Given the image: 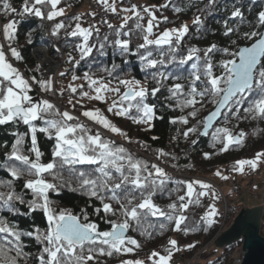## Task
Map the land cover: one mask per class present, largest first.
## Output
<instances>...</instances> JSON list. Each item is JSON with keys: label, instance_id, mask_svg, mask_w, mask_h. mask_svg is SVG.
I'll return each instance as SVG.
<instances>
[{"label": "snow or ice", "instance_id": "1", "mask_svg": "<svg viewBox=\"0 0 264 264\" xmlns=\"http://www.w3.org/2000/svg\"><path fill=\"white\" fill-rule=\"evenodd\" d=\"M196 2L198 0H189L190 4ZM239 2L236 0L237 4ZM0 3V11L6 16H34L52 21L65 14V8L58 7L62 0H23L19 10L12 7L9 0H0ZM98 3L106 11L117 13L116 0H98ZM217 3L218 0H208L200 11H210ZM153 8L156 6L143 7L142 11L135 5L122 8L124 15L119 28L107 20L102 21L110 30L103 37L97 25L83 27L81 16L77 15L72 18L76 22L75 27L66 33L67 36L81 38V42L75 45L80 60L91 57L94 51L101 56L106 55L107 46H115L123 56L137 55L142 70L148 72L143 82L134 77H114L116 85L112 86V80L97 78L94 74L85 73L82 78L73 74L72 83L60 89L58 95L63 96L68 92L67 103L75 109L78 104L83 108L81 101L85 98L108 104L111 94L115 99H112L107 111L131 119L135 124L146 125L145 131L150 130L156 118V106L148 100L150 97L155 98L162 89L168 93L165 99L174 101L180 111L191 109L187 116H181L178 121L174 119L173 124L179 122L188 125L189 118L195 119L207 105H212V110L198 121L197 126L183 132L185 139L197 133L209 136V129L220 119L225 124L231 119L264 120V11L258 13L254 26L248 25L249 31L241 32L240 25L248 22L241 7L233 4L230 20H238L239 23L230 26L228 20L223 22V36L229 39L231 46L220 48L215 43L206 49L193 46L183 54L181 44L189 33L188 25L156 32L154 29L159 28V21ZM175 11L180 12L181 9L175 8ZM145 14L148 17L146 26L141 23ZM164 19L167 20L166 17ZM130 21L133 22V28L128 27ZM203 23L200 16L193 20L198 32ZM71 27V24L59 22L54 26L52 35H59L61 29ZM133 30L143 41L137 45L135 52L131 48ZM16 31L15 19L3 27L5 39L9 41L7 47L10 55L20 61L23 59L21 53L12 47ZM94 34L96 40L90 43ZM110 35L116 38L109 40ZM233 36L236 38L233 39ZM238 41L243 42V46ZM4 48L5 45L0 44V126L18 128L23 124L26 131L12 132L14 142L10 150L7 145L0 146L6 157L0 161V169L11 177L0 179V213L20 214L17 205H26L31 211L39 210L46 216L47 227L24 232L5 215H0V264H29L30 259H34L35 264H107V258L134 254L142 247L137 239L128 235L130 230L150 239L154 233L163 235L169 227L187 235L189 231L199 230L200 223L206 228L216 223L215 217L219 212L215 203L207 206L195 226L189 227L186 223L189 221L186 213L190 206L202 207L201 200L204 197L213 201L219 198L211 184L202 180H175L159 165L135 156L125 146L106 139L99 131L93 133L88 125L80 122L79 117L70 111H62L49 99L37 101L31 95L34 85H38L45 93L57 94L52 80H38L35 76L26 78L14 66ZM217 53L226 58L214 62ZM73 59L69 55L68 62L72 63ZM78 65L79 61H76L73 67ZM115 68L116 65H113V71ZM99 70L112 76L107 68ZM36 71H39V66ZM79 79L85 81L87 90H84L85 84H75ZM149 80L153 84L151 88L146 86ZM168 81L172 83L168 84ZM73 96L79 97L75 103ZM81 115L132 143L127 133L117 127L101 109L83 110ZM38 132L54 141L49 162L42 159L44 153L38 145ZM29 133L30 145L25 148ZM245 136L243 131L234 136L228 127H215L211 133L212 146L219 143L222 145L220 151L227 152L233 145H242ZM164 157L176 159L170 153L158 149L156 158L161 160ZM204 158L211 159V155L204 153ZM261 163H264V152L257 153L253 159L236 161L232 170L243 174L246 166L254 171ZM214 175L221 180L229 179L219 170ZM17 181H23L22 188L31 194V199H26L25 192L16 190ZM169 183L176 187L168 188ZM65 188L79 192L89 200L98 201L100 207L94 209V214L108 228L102 229L100 223L91 220L87 209L74 214L69 209L57 208L50 193H60ZM180 191L184 194L178 195L165 207L155 202L157 196H166L171 200L173 193ZM25 236L34 238L40 245L34 258L25 251L22 239ZM187 247L190 249L195 245L189 244ZM179 251L181 248L177 240L170 239L163 253L154 250L147 259L150 264H170L173 255ZM119 264H145V260L122 259Z\"/></svg>", "mask_w": 264, "mask_h": 264}, {"label": "trees", "instance_id": "2", "mask_svg": "<svg viewBox=\"0 0 264 264\" xmlns=\"http://www.w3.org/2000/svg\"><path fill=\"white\" fill-rule=\"evenodd\" d=\"M138 0H118L119 3H116V8L121 10L122 8H128L132 5L138 7V4L135 3ZM150 3V6L155 5L156 8H153L157 19L159 20V28L154 29L156 32H162L165 29L179 28L184 24H187L189 27V33L184 37V41L181 44V53L186 54L187 49L195 46L201 49H206L211 44L215 43L220 48L230 47V41L228 38L223 36V22L225 20L229 21L230 26H236L238 20H230L232 5L236 4L237 7H241V10L244 12V16L248 23L241 24L240 30L249 31V24L255 25L258 13L264 11V0H240L237 4L236 0H218L216 6L210 11L201 12L200 9H203L204 6L208 3V0H198L196 3H189V0H144ZM12 7L20 9L23 3V0H9ZM168 4L167 7H160L162 5ZM69 5L73 9L68 14L57 17L56 19L49 21L47 19L41 20L34 16H23L16 17L13 15H4L2 17L3 21L6 23L15 19L17 22V31L15 33V40L12 42V47H15L23 57L22 60L16 61L12 58V61L15 62V67H17L26 78L35 76L36 79H51L54 84L53 88L56 93H59L57 88L58 77H63L67 75L75 74L78 77H83L85 73L94 74L97 78H104L105 80H114V77L131 79L136 78L138 80H145V77L148 75V72L142 70V64L137 55H127L123 56L120 54V50L115 46H107L105 48L106 55H99L97 52H93L91 57H88L85 60H80L79 53L75 47L77 43L81 42V38L67 36V32H70L72 28L75 27V21L73 17L79 15L81 16L80 23H83L82 16L87 12V8L91 7L89 4L83 6V0H62V3L59 6ZM58 6V7H59ZM0 8H2V3H0ZM83 8V10H82ZM175 8H180V12H176ZM159 9V10H157ZM86 10V11H85ZM142 11V10H141ZM95 13V15H91ZM90 14L92 21L89 23L95 24L100 28V36L109 33V29L105 24L102 23L103 20L110 19L114 15L118 17V13H112L106 11L105 8L94 9ZM131 15V13H129ZM196 16H200L203 20V26L198 32L196 30L197 26L193 24V20ZM167 18L165 20L164 18ZM141 21L142 24L146 26L147 21ZM64 22L66 25L71 24V28L61 29L59 35H52L54 26L59 23ZM109 22V21H108ZM116 28H119L122 20L116 18L113 22ZM88 25V26H89ZM161 25V27H160ZM83 26V25H82ZM83 26V27H88ZM129 28H133V22H129ZM128 29H125L127 31ZM116 37L113 35L109 36V40H114ZM127 39V37H122ZM233 39L236 37L233 36ZM95 34L90 41V43L95 42ZM31 41V42H29ZM143 41L138 38L136 30H133L131 36V48L135 52L138 44ZM243 46V42L238 41ZM38 45H45L48 47V50L52 56L57 59H66L68 62L69 55L74 59L73 61H79L77 67H70L66 70L65 75L61 76L60 74L53 76L51 74L44 73L45 69L39 67V71H36L38 65L37 61L33 57V50ZM143 51V50H141ZM202 55V53H201ZM226 57L221 56L217 53L214 57V62H219V60ZM69 63V62H68ZM113 65H116L115 70L113 71ZM187 67V66H186ZM101 68H107L112 72V76H109L108 72L100 71ZM185 74L186 71H185ZM187 83L186 81H181ZM172 81H168V84H171ZM85 84V89L87 90V85ZM153 86L151 80L148 81L147 87L151 88ZM43 91L39 88L38 85L33 86V91L31 95L37 96L38 93ZM45 92H43L44 94ZM48 95H53L52 93H46ZM168 95L166 89H162L160 93L157 94L155 98L150 97L148 102L150 104H155L156 106V118L153 121V126L150 130L145 131L146 128L143 124H135L131 119H125L123 117H118L115 115H110L108 112H105L106 116L120 129L127 133L128 137L131 140L141 141L140 144H145L144 155L149 157V161L143 158L140 155L134 153L133 150L128 149L135 156L142 158L148 161L150 164L151 159H156V151L158 149L163 150L164 152L170 153L172 156H175L176 159L173 160L171 157H164L161 160H158L160 167L164 168L165 171L175 180H202L207 183L206 180H203L199 173L205 168L209 175L214 174L217 170L224 171L225 173L235 174L236 171H233V166L235 162L241 159H251L256 156L259 152H264V120H251V119H231L227 124L220 119L213 129L209 132V136L200 137L199 133L190 134L187 139L183 137V132L189 127L197 126L198 121L202 120L205 114L212 109V105H207V107L201 110L198 116L195 119L189 118V124L183 125L179 122L173 124L172 121L179 120L181 116H187L188 112L191 109H185L183 112L175 106V102L171 100H166L165 97ZM64 96V97H63ZM62 96V99L59 100L58 108L61 110L69 111L72 108L71 105L67 103L69 93L65 92ZM76 102V97L73 96V103ZM171 105V107H169ZM69 106L70 108H68ZM199 108V105H197ZM73 109V108H72ZM74 111L80 112L82 110L81 106L78 104ZM243 110H241V115H243ZM75 116V115H74ZM215 127H228L231 129L234 136L238 135L241 131L246 133L244 142L242 145H233L229 148L227 152H221V144L217 143L215 147L212 146L213 141L211 139V133L214 131ZM202 126H200L201 131ZM92 129V128H91ZM19 131L21 133L26 131V126L21 124L18 128H13L11 126H0V146L7 145L8 150H10L11 144L14 142V137L12 132ZM92 131H94L92 129ZM179 133V135H178ZM113 134V133H112ZM114 135V134H113ZM116 136V134H115ZM154 137L156 139H154ZM121 139L120 137H116ZM38 145L41 151L44 153L42 157L44 162H49L52 159V152L54 147V141L49 140L45 134L37 133ZM193 141H196L193 144ZM119 145V143H116ZM30 145V133L26 137L25 148ZM204 153L211 155V159H205ZM5 153L2 147H0V161L4 160ZM175 164L176 167L173 168L172 165ZM248 168V167H247ZM171 170L185 171L186 174L174 175L171 173ZM255 171V170H254ZM252 170V172L254 173ZM11 177L3 170L0 169V179H10ZM23 181L16 182V190L18 192H25L26 199H31V194L27 190L22 188ZM75 187V185H73ZM176 185L169 183L168 188H175ZM184 192L180 191L178 193H173L171 200L166 196H157L155 197V202L161 207H165L167 204L171 203L176 199L178 195H183ZM220 198L221 195L218 194ZM50 198L56 202L57 208H65L71 210L74 214H79L81 209H87L89 212L90 219L100 223L102 229H107L108 225L104 224L98 216L94 214V209L100 207L98 201L89 200L86 196L80 194L79 192H73L65 188L60 193H50ZM218 203H220V199ZM209 197L202 198L201 203L202 207L190 206L189 212L186 215H189V221L186 223L189 227L196 225V222L200 220V216L204 214L207 209V206L212 203ZM20 210V214H10L7 212L0 213V215H5L6 218L11 221L13 224L17 225L21 231H34L35 228H40L41 230L47 227V218L39 210L33 212L27 208L26 205H17ZM219 207V206H218ZM222 205L220 206V208ZM217 219L215 217L216 223L213 224L211 228H206L203 223L199 224V230L189 231L187 235L184 232H175L169 227L163 232V235L154 233L153 237L148 239L144 236H141L138 232L129 231V235L137 239L142 247L134 254L122 255L119 257L107 258V264H119L122 259H143L145 264H150L147 257L152 251H160L163 253L164 246L167 245L170 239H175L177 242L182 241L185 244H194V249L202 248L209 240H211L217 230ZM264 216L261 222V234L264 235ZM163 222V221H162ZM183 227V225H182ZM23 243L25 245V251L31 254V257L34 258L39 250L40 245H38L34 238L23 237ZM242 246L241 241H237L230 246L225 247L227 250H232L233 247H238L236 251H233L235 257H240L239 249ZM207 253V252H206ZM214 255V254H212ZM29 264H35L34 259H30ZM205 264H233L232 260L228 257L220 255L207 261Z\"/></svg>", "mask_w": 264, "mask_h": 264}, {"label": "rangeland", "instance_id": "3", "mask_svg": "<svg viewBox=\"0 0 264 264\" xmlns=\"http://www.w3.org/2000/svg\"><path fill=\"white\" fill-rule=\"evenodd\" d=\"M116 3H119L118 0H116ZM146 4L147 5L145 7H147V6L150 7V3L149 2H147ZM116 6H117V4H116ZM143 6H144V4L140 5L138 3L139 9L140 8L143 9ZM59 7L65 8V14H68L73 9V7L69 6V5L59 6ZM82 10H83V8H82ZM117 11H118V15L119 16L118 17H111L110 19H108L109 22H113L114 20H116V18H119L120 20H122L121 17L124 15V13L121 10H118V9H117ZM2 17H4V13L2 11H0V44H4L5 45L4 50H5L6 54H8L10 60H12V57H11L10 52L8 51V47H7L9 41L5 39V36H4V33H3V27L8 22L6 21V23H5L3 21V19H2ZM145 17L147 18L145 21H147L148 17H147L146 14H145ZM160 27H161V25H160ZM47 48L45 49L44 46H41V47L39 46L36 49H34L33 53H32L34 59L37 61L38 65H39V67L40 68L42 67V69L43 68L45 69L44 73L51 74V75L55 76V75H58L60 73H65L67 69H69L70 67H73L72 63H68L66 61V59L61 60V59H57L56 57L52 56V54L50 53V51ZM14 66H15V64H14ZM140 81H142V80H140ZM70 83H72V75L58 77L57 88L60 91V89L66 88ZM84 83H85V81L83 79H79V80L75 81V84H77V85L84 84ZM115 85H116V81L112 80V86H115ZM53 86H54V84H53ZM33 97L37 101L40 100V99H49L51 102H53V103H55L57 105H59V100L62 99V96H59L58 93L56 95H52L51 96V95H48L46 93L43 94V92H42V93H38L37 96H33ZM74 97H76V100L79 99L78 96H74ZM112 99H115V97L112 96L111 94H109L108 104H105V103H101L99 101H89V100H87L85 98L84 100L81 101V103L83 105V108H82V110L80 112L74 111L69 106H67V107L73 110V111L71 110L73 112V115L79 117L80 122L85 123L90 128H92L94 130V131H92L93 133L99 131L101 133V135L104 136L106 139L114 140L116 143H119V145H123L126 148H128L130 150H133L134 153H136L137 155L142 156L143 158H145V159H147L149 161L150 158L147 157L146 155H144V153H145L144 152V148L146 146L145 144H143L144 146H142L140 143H137L138 140H132V143H128V141L125 140L124 137L118 136V135L115 136V134L113 135L110 131L103 129L101 126L94 124L93 122H91L90 120H88L87 118H85V117H83L81 115V112L83 110H90V109H96V108L101 109L104 112V114H105V112H108L107 108L111 104ZM210 111H208V112H210ZM109 114L113 115L112 113H109ZM206 114H205V116H206ZM144 126L147 127L146 125H144ZM116 137H120L121 140L116 138ZM139 142H141V141H139ZM251 159H253V158H251ZM157 160H158L157 158L156 159L154 158V159H151V162L155 163V161H157ZM155 164H157V163H155ZM255 171L254 172L256 174L253 173L252 170L250 168H247V166H246L245 171H244L243 174H241L239 172H237L235 174H229L230 178L234 179V180H237L239 186L241 187V190L238 193H236V194L235 193H231L230 190H229V187L226 184H222V187L227 189V194L229 193V197H230V198H228L229 201L233 202L234 205L236 206V209H237L236 214H238L241 211L242 208H249V207H256V206H259V205H264V163H261L259 165L258 169L255 170ZM221 172L224 173L223 170ZM183 173L186 174L185 171H183ZM202 173L208 174V172L206 171L205 168L203 169ZM199 175H201V173ZM209 176H210L211 179H218V181H221L214 174H211ZM248 187H251L253 190L256 191L255 192L257 194L256 197L251 192L247 191ZM203 199H205V197ZM212 203H215L217 209L220 208V206H219L220 203H218V200L212 201ZM233 222L231 220V222L227 225L225 230H227L232 225ZM222 233H223L222 231L217 232L214 235V237L211 240H209L202 248L197 249V250L195 249V251L192 252L190 255L184 256L183 262H186V261L189 262L190 261V264H195V263L205 264L207 261H210L212 259V257L215 258L217 256L223 255L225 253L226 249L224 247H217L215 245V241L217 240V238ZM260 234H261V229H260ZM262 236H264V235H262ZM180 242L182 243V241H180ZM237 248L238 247H233L232 250L236 251ZM213 251H215V253L217 255L216 254L212 255ZM240 251L241 250L239 249V253H240ZM179 252H184V249L179 251ZM179 252H176L173 255V259L170 261V263H173V261H175V257L177 258L178 255H180ZM243 253L244 252L240 253V258L239 257L233 258L234 255L230 256V254H231L230 253L229 254V259L232 260L233 264H237V263H234V262L237 259H241V257H242L241 254L243 255ZM203 255H204V257H203Z\"/></svg>", "mask_w": 264, "mask_h": 264}, {"label": "water", "instance_id": "4", "mask_svg": "<svg viewBox=\"0 0 264 264\" xmlns=\"http://www.w3.org/2000/svg\"><path fill=\"white\" fill-rule=\"evenodd\" d=\"M212 129H209V132ZM199 136L203 137L200 134ZM263 214L262 206L242 208L232 225L217 238L215 245L226 247L237 241H242L244 254L238 264H264V236L260 234Z\"/></svg>", "mask_w": 264, "mask_h": 264}, {"label": "built area", "instance_id": "5", "mask_svg": "<svg viewBox=\"0 0 264 264\" xmlns=\"http://www.w3.org/2000/svg\"><path fill=\"white\" fill-rule=\"evenodd\" d=\"M86 1L91 2L90 0H86ZM91 5H92L93 8L101 9L100 5L93 4L92 2H91ZM85 22H86V24H88L90 22V19L88 17H86L85 18ZM155 163L160 164L158 160L155 161ZM202 172H201L200 177L202 179H206V178L203 177ZM171 173L174 174V175H179L180 173L182 175H184V173L182 171L179 172L178 170H171ZM206 180H208L211 183V185L222 194V210L219 212L216 233L219 232V231L223 232L225 230V228L227 227V225L231 222V220L233 218L234 208L231 205V202L227 199V196L222 191L223 182H213V181H211L209 179H206ZM226 183L229 185V187H230V189H231V191L233 193H238L241 190V188L238 185V183L236 181H234V180H226ZM247 191L251 192L254 196H256V193L251 189V187H248ZM178 246L181 248V250L184 249V252H179L180 255H178L177 258L175 257V261H173V263H170V264H190V261L189 262L186 261L187 263L183 262V258H184V256L190 255L195 250L193 248L189 249L187 247L188 245L187 246H183V244L181 242H178ZM241 252H244V251L241 250ZM230 256H231V254H230ZM237 261H240V260L237 259L234 263H237Z\"/></svg>", "mask_w": 264, "mask_h": 264}, {"label": "bare ground", "instance_id": "6", "mask_svg": "<svg viewBox=\"0 0 264 264\" xmlns=\"http://www.w3.org/2000/svg\"><path fill=\"white\" fill-rule=\"evenodd\" d=\"M41 50V49H40ZM52 62V61H51ZM229 197L227 196V199H228ZM229 200V199H228ZM240 254V253H239ZM244 254V253H243ZM241 256H243L242 254H241ZM240 261H237V264L238 263H240L241 262V259H239Z\"/></svg>", "mask_w": 264, "mask_h": 264}, {"label": "crops", "instance_id": "7", "mask_svg": "<svg viewBox=\"0 0 264 264\" xmlns=\"http://www.w3.org/2000/svg\"><path fill=\"white\" fill-rule=\"evenodd\" d=\"M259 206H262V208H264V205H259ZM249 208H253V207H249Z\"/></svg>", "mask_w": 264, "mask_h": 264}]
</instances>
